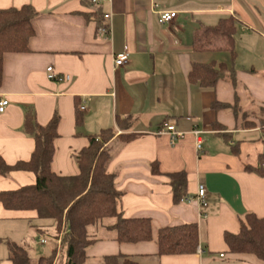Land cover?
Wrapping results in <instances>:
<instances>
[{"label":"crops","instance_id":"crops-1","mask_svg":"<svg viewBox=\"0 0 264 264\" xmlns=\"http://www.w3.org/2000/svg\"><path fill=\"white\" fill-rule=\"evenodd\" d=\"M24 4L37 12L35 34L28 51L4 57L0 100L8 104L0 111L3 160L13 164L30 158L34 141L22 131L27 107L34 108L42 125L54 113L59 115L51 164L59 175L78 173L74 155L88 144L86 135L114 126L116 114L135 118L129 130L135 138L123 145L113 142L107 170L114 173V186L120 192L119 209L124 216L149 217L153 239L127 244L98 238L86 250L88 260L122 253L140 255L145 264H213L217 259L263 264L252 255L230 256L223 232L238 231L239 215L264 216V177L245 170L256 166L264 151V115L256 114L264 108V0H104L98 6L88 0H0V9ZM96 9L111 14L110 35L96 33L92 14ZM162 11H176V16L170 22L160 21ZM228 15L238 23L236 83L221 80L213 88L189 83L192 61L231 62L227 52L192 48L195 30ZM125 47L129 59L115 67L114 56ZM48 66L70 79H48ZM75 97L83 114L79 127ZM214 101H236L241 112L235 116L230 109H213ZM244 111L255 113L246 125L241 123ZM167 122L185 134L175 145L168 134L157 133ZM215 122L224 127L213 129ZM194 127L203 131L200 151L195 147ZM222 134L231 139L226 141ZM236 143L235 154L231 145ZM153 161L160 174L152 173ZM182 170L187 175V198L176 204L167 174ZM34 182L33 172L14 171L0 175V190ZM200 182L206 187L205 206L196 196ZM0 218L21 221L26 228L38 217L33 210H6L0 203ZM185 222L198 223L201 252L155 256L158 229ZM103 229L106 226L100 232Z\"/></svg>","mask_w":264,"mask_h":264},{"label":"trees","instance_id":"trees-1","mask_svg":"<svg viewBox=\"0 0 264 264\" xmlns=\"http://www.w3.org/2000/svg\"><path fill=\"white\" fill-rule=\"evenodd\" d=\"M36 14V10L30 4H24L19 8L0 9V86L3 80L4 57L10 53L28 51L29 40L35 34L33 18ZM92 14L95 15L96 27L104 24L103 13L99 9ZM237 29L236 18L228 15L219 18L214 25L200 26L194 31L192 40L194 50L227 52L230 54L231 62L192 61L187 72L189 83L205 88H213L221 80L236 83L233 64L236 58ZM211 107L216 110L230 109L235 116L241 112L236 101L233 104L214 101ZM260 113L264 115L263 107H259V112H256L262 115ZM254 114L252 111L241 113L242 125L249 124L247 118ZM74 116L75 126L79 127L83 114L80 101L76 97ZM134 120L131 114H116L114 126L86 135L88 144L74 155L78 173L59 175L51 166L55 152L54 140L59 136L57 131L59 115L54 113L49 121L42 125L37 121L33 107L25 109L22 131L34 141L30 158L7 164L0 156V175L14 171H29L34 173L35 182L12 190H0V203L6 210H33L38 218L52 219L58 233L62 229L64 233L60 236L59 250L55 245L50 255H41L34 263L31 262L29 253L23 245L6 240L10 264H145L140 255L122 253L103 255L99 262L89 263L86 254L87 248L98 240L90 235L88 228L102 224L106 218L115 219L114 223L105 226L106 230L114 232L113 239L118 243L136 244L153 239L152 220L149 217L123 215L119 209L120 192L114 186V173L107 170L113 156V147L135 138L136 134L129 131ZM212 127L216 130L224 126L215 122ZM222 135L226 141L231 139L228 134ZM113 142L118 144L113 146ZM231 151L238 153L237 143L231 145ZM151 170L153 174H160L157 161L151 163ZM245 170L264 177V151L259 154L257 165H248ZM167 177L172 187L173 202L177 204L184 201L187 198L186 172L182 170L168 173ZM237 221L236 233L223 232L227 253L235 257L252 255L264 264V216L247 212L239 215ZM155 239L157 244L155 256L195 254L198 247L202 250L197 222L163 226L158 229Z\"/></svg>","mask_w":264,"mask_h":264},{"label":"rangeland","instance_id":"rangeland-1","mask_svg":"<svg viewBox=\"0 0 264 264\" xmlns=\"http://www.w3.org/2000/svg\"><path fill=\"white\" fill-rule=\"evenodd\" d=\"M216 24V23H215ZM218 143L223 141L218 140ZM114 148V147H113ZM21 221H16L11 218H0V264H10L9 254L7 250L6 240H13L23 245L31 258V262L34 263L36 259L41 255H50L51 249L56 245L59 250L60 236L63 235L64 231L58 233L55 229V223L50 218H35L32 223L25 224L21 227L19 224ZM115 222L114 218H106L101 223L88 228V231L92 237L95 238H113L114 232L112 230L103 229L100 232L102 226L112 224ZM5 232L9 238H5ZM59 235V236H58ZM4 237V238H3ZM44 239L45 242H41ZM101 260V257H92L88 260L90 263H97ZM220 261L215 260L213 264H228L227 260ZM230 263H237L231 260Z\"/></svg>","mask_w":264,"mask_h":264},{"label":"built area","instance_id":"built-area-1","mask_svg":"<svg viewBox=\"0 0 264 264\" xmlns=\"http://www.w3.org/2000/svg\"><path fill=\"white\" fill-rule=\"evenodd\" d=\"M104 0H90L93 6H98ZM176 16V11H162L160 12V21L163 22H170ZM104 24L99 25L96 27V33L99 35H110L111 25H110V18L111 14L108 12L103 13ZM129 59V53L126 47L119 53L114 56L113 63L115 67L122 66L125 64ZM47 78L53 81H65L69 80L70 76L67 74L59 76L58 73L52 66H48L46 68ZM8 104V100L1 99L0 100V111H3L4 107ZM202 130L194 127L192 129V133L195 137V147L197 151L202 149L203 138H202ZM158 134H168L169 135V142L171 145H175L180 139L184 137V132L176 128L172 123L167 122L163 127L159 129L157 132ZM197 199L201 206L206 205V187L203 182H200L197 186ZM41 242H45L44 239H41ZM60 242V240H59ZM201 252V248L198 247V251Z\"/></svg>","mask_w":264,"mask_h":264}]
</instances>
